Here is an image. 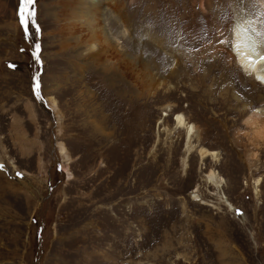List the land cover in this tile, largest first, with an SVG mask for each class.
Returning a JSON list of instances; mask_svg holds the SVG:
<instances>
[{"label":"rangeland","instance_id":"1","mask_svg":"<svg viewBox=\"0 0 264 264\" xmlns=\"http://www.w3.org/2000/svg\"><path fill=\"white\" fill-rule=\"evenodd\" d=\"M116 2L129 32L105 28L131 58L144 47L148 78L111 46L84 65L94 32L75 18L80 0H37L41 35L30 25L27 39L19 0H0V264H264V134L245 123L264 108V84L219 43L242 5L264 46V0ZM106 61L121 67L114 81ZM177 112L217 159L185 154Z\"/></svg>","mask_w":264,"mask_h":264},{"label":"bare ground","instance_id":"2","mask_svg":"<svg viewBox=\"0 0 264 264\" xmlns=\"http://www.w3.org/2000/svg\"><path fill=\"white\" fill-rule=\"evenodd\" d=\"M70 3L71 0H63L64 8L69 6ZM261 5L264 4L261 3ZM104 11L106 15L103 14ZM74 13L75 18L81 22V30L85 29L87 31L91 30L94 32L89 39L83 41L84 45L82 46L85 54L81 53L80 55L82 56V59L85 60L84 65H89V63L97 65L98 57L101 56L102 53H105L111 46L115 53L122 54L124 56V58H122V65H128L137 69L139 68L146 78L152 74L151 69L155 68V66L142 57V50L144 47L139 48L136 44H133L132 46L134 49H137V55H135V58H131L125 54V52L122 53L118 49V44L114 41L115 36L108 32L105 28L104 18L108 25L110 24V21H112V24H118L120 32L123 34L129 32L127 18H125L123 13L119 10L116 0H80V9H78L77 12L74 11ZM153 13L156 14V10ZM259 30V19L251 14H247V12L242 8V5L237 6L234 8L233 21L231 22L228 30L220 35L219 43L222 47L229 49L233 56L235 65L242 71L243 74L250 75V77L259 84H264V46L261 44L258 37ZM149 39L153 41L152 36H149ZM118 68L121 69L120 66H115L113 62L106 61L103 71L105 72L104 74H106V77L111 79V81H114L118 74L122 72ZM122 69H124V67ZM159 84L160 82L157 85ZM87 92L88 94L91 93L90 91ZM49 102L53 108H56L57 104L54 98H50ZM85 102L88 106L92 107V111L97 109L93 106L95 104L93 93L86 97ZM88 112H90V110ZM164 114H167V111H165ZM262 115L264 116V108H258L251 112L245 119V123L250 125L255 134L258 135L264 134V121L263 124H261ZM172 117L174 125L172 128L184 131L185 154H188L192 149H195L200 160L205 156L216 158L217 153L214 150H209L204 146H195V141H197L199 137L196 127L192 124V122H189L186 119L183 112L174 113ZM57 147L63 159H68L69 155L63 143L59 141L57 143ZM204 176L210 184L220 186L222 177L219 176L213 169H209ZM259 180L260 178L255 179V186H257Z\"/></svg>","mask_w":264,"mask_h":264},{"label":"snow or ice","instance_id":"3","mask_svg":"<svg viewBox=\"0 0 264 264\" xmlns=\"http://www.w3.org/2000/svg\"><path fill=\"white\" fill-rule=\"evenodd\" d=\"M37 0H19V7L17 11V16L19 20V24L23 29V33L25 38H29L31 35L30 32V25L31 28L35 30V33L37 37L41 35V28L39 24L37 23V8H36ZM41 51H42V45L37 40V42L34 45V48L32 50V57L35 60V62L38 65L42 66V59H41ZM11 67V66H10ZM41 80H40V73L37 72V74L33 77V92L36 98L43 99L41 94ZM0 168H3V165H0ZM17 175H21L20 173H17ZM237 214L240 215V211L237 210Z\"/></svg>","mask_w":264,"mask_h":264}]
</instances>
